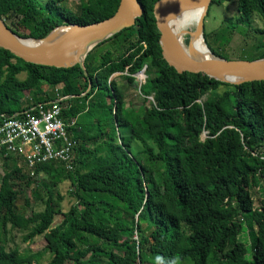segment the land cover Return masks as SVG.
I'll return each instance as SVG.
<instances>
[{"label":"trees","instance_id":"trees-1","mask_svg":"<svg viewBox=\"0 0 264 264\" xmlns=\"http://www.w3.org/2000/svg\"><path fill=\"white\" fill-rule=\"evenodd\" d=\"M139 1L144 13L136 24L89 52L88 77L79 64H33L0 47V116L14 117L67 97L60 102L62 115L76 120L78 141L73 170L52 161L37 165L34 175L26 174L21 157L0 154V228L4 233L25 230L24 242L42 236L43 252L50 255L47 264H264V197L257 204L254 195L264 184V81L236 85L177 72L162 55L153 11L158 0ZM23 3L30 19L46 13L28 32L17 13ZM224 3L234 7L235 16L218 32L205 23V41L213 54L228 59L215 45L222 46L238 27H245L256 37L258 55L241 59L263 58L264 0H214L213 7ZM119 4L0 0V16L19 36L42 39L59 26L107 19ZM104 45L109 48L97 56L94 51ZM143 69L140 93L153 102L127 109L111 77L120 74L132 82ZM88 78L93 88L82 96ZM134 142L143 149L134 151ZM64 181L72 199L67 212L57 190ZM38 187L44 195L40 198ZM28 188L41 210L24 197ZM23 197L32 208L29 214L19 205ZM58 215L63 220L54 225ZM66 225L69 237L62 235ZM78 233L96 242L74 253ZM41 254L20 255L18 247L8 249L0 242V264H40Z\"/></svg>","mask_w":264,"mask_h":264},{"label":"water","instance_id":"water-1","mask_svg":"<svg viewBox=\"0 0 264 264\" xmlns=\"http://www.w3.org/2000/svg\"><path fill=\"white\" fill-rule=\"evenodd\" d=\"M213 1L158 0L155 3L153 11L160 32V45L164 59L179 73H202L210 78L236 85L264 81V57L254 60L226 59L214 55L207 45L204 35L205 18ZM195 8L203 9L198 19L195 20V29L191 31L184 26L178 31L175 30L171 25V20L182 12ZM143 13L144 7L139 0H120L117 11L111 17L90 24L59 26L42 39L19 36L7 26L0 16V47L25 62L33 64L57 68H68L79 64L88 77L85 59L89 52L106 39L134 26L137 18ZM59 29L62 31L56 33ZM193 33L202 36L209 52L208 56L204 58L192 56ZM183 36H188V40L185 41ZM144 73L145 69L141 71V74L144 75ZM88 80V89L82 96L93 88L92 80L90 78ZM66 98L55 101L61 102Z\"/></svg>","mask_w":264,"mask_h":264},{"label":"rangeland","instance_id":"rangeland-1","mask_svg":"<svg viewBox=\"0 0 264 264\" xmlns=\"http://www.w3.org/2000/svg\"><path fill=\"white\" fill-rule=\"evenodd\" d=\"M42 3H45L47 0H39ZM213 3L210 6L209 9L210 15L206 16V20L205 23L207 24L206 27H208L209 31H219L223 26L226 25L225 20L229 17H234L235 16V9L232 6H228L227 3H224L221 6H215L213 7ZM28 7L25 3L21 4L20 9L17 11L19 18L21 19V23L24 26V30L25 32H28L32 29L34 22L39 19L42 15H38L36 18L30 19L28 16ZM259 23V24H258ZM255 22L256 25H261L262 23L259 22ZM196 26V23H191L188 24L186 26L187 29L189 30H194ZM183 38H185V36H183ZM256 37L254 35V33L250 30H248L245 27H238L232 36V40H227L222 46L221 45H215L216 47H219L222 51V53L228 58V59H241V58H254L257 57L258 53L257 51L254 49V46L256 45ZM205 42V41H204ZM107 48H109V45H104V46H100L98 47L94 53L98 56L99 54L103 53ZM140 74H136L134 76V80L132 82H130L129 80L127 81L125 79V77H122L123 75L120 74H114L112 76V79L114 78L115 81L118 83V86L120 88V90L122 91L123 95H124V100H125V106L127 109L130 108H135V109H139L141 107L145 106H150L151 102H153V98L149 97L148 99H146L144 96L141 95L140 93V87L141 85L145 82L146 80V75L144 73V77L143 79L140 78L139 76ZM20 79H24L25 78V74L21 73L19 75ZM226 89V87H221L218 92H222ZM44 95L40 92V96L39 98L42 99ZM206 99V97H203V100ZM123 131V129H122ZM205 138V135H203V139ZM130 137L125 138L126 141L130 140ZM133 149L134 151L137 150H141L143 149V145L138 143V142H134L133 143ZM254 155H256L254 153ZM25 172L26 174L29 172V169L26 168ZM4 174V169H3V161L0 157V176H2ZM44 178V175L42 174L40 179ZM46 182H48V179H46ZM70 185L67 181H64L63 183H61L57 190L64 196V200L62 202V211L63 212H67L70 208V206L72 205V199L70 198L68 191H69ZM25 196L24 197H28L31 200V207L35 206V200L32 198L33 192L31 191V188H28L26 190H24ZM255 197H256V203L258 204L259 198H263L264 197V184L263 186H258L256 187V191L254 193ZM36 196L37 197H42L43 195V190L41 187H38V190L36 192ZM24 197L21 198V201L19 202L20 207L25 208V210L27 211V213L29 214L31 211V207L26 206L25 205V201H24ZM43 208L42 205H36L35 209L36 210H41ZM63 217L62 215H58L55 219L54 225H58L62 222ZM26 231L21 229V228H15L12 229L9 228L7 233H4L3 229L0 228V242L4 243L7 245L8 249H12L14 247H18L19 248V254L20 255H28L31 253H43L41 254V257L39 259L40 264H47V262L49 261V253L47 252H43V249L46 245V242L44 240V238L42 236L36 237L34 239V241H30V242H24L23 240V236L25 235ZM62 235L63 236H70V230H69V226L66 225L63 228L62 231ZM74 240L76 242V248L74 250V253L77 252L78 249L82 248V247H86L90 244H93L94 242H96V239L94 237H91L87 234H83V233H78L75 237ZM7 242V243H5ZM62 249H66L65 245H61Z\"/></svg>","mask_w":264,"mask_h":264},{"label":"built area","instance_id":"built-area-1","mask_svg":"<svg viewBox=\"0 0 264 264\" xmlns=\"http://www.w3.org/2000/svg\"><path fill=\"white\" fill-rule=\"evenodd\" d=\"M63 109L60 102L54 101L14 117L1 115L0 154L21 157L31 175L37 165L52 161L73 170L78 146L74 136L76 120L65 118Z\"/></svg>","mask_w":264,"mask_h":264},{"label":"bare ground","instance_id":"bare-ground-1","mask_svg":"<svg viewBox=\"0 0 264 264\" xmlns=\"http://www.w3.org/2000/svg\"><path fill=\"white\" fill-rule=\"evenodd\" d=\"M203 11L201 8L189 9L182 12L171 20V25L175 30H180L182 27H186L188 24L194 23L198 19L200 13ZM59 29L56 33L61 32ZM27 42H31L29 39H25ZM191 45L193 47L192 56L197 58H204L208 56L209 52L207 46L200 34L193 33L191 38ZM141 75V76H140ZM140 78L143 79V75L140 74Z\"/></svg>","mask_w":264,"mask_h":264}]
</instances>
